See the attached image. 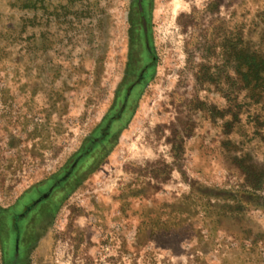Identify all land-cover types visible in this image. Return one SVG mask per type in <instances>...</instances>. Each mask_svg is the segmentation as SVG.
Here are the masks:
<instances>
[{
	"label": "rangeland",
	"instance_id": "rangeland-1",
	"mask_svg": "<svg viewBox=\"0 0 264 264\" xmlns=\"http://www.w3.org/2000/svg\"><path fill=\"white\" fill-rule=\"evenodd\" d=\"M238 50L264 0H0V264H264Z\"/></svg>",
	"mask_w": 264,
	"mask_h": 264
},
{
	"label": "trees",
	"instance_id": "trees-1",
	"mask_svg": "<svg viewBox=\"0 0 264 264\" xmlns=\"http://www.w3.org/2000/svg\"><path fill=\"white\" fill-rule=\"evenodd\" d=\"M238 43H242V39L237 38ZM235 55L236 69L244 82V87L251 91V88L264 86V53L246 54L237 51Z\"/></svg>",
	"mask_w": 264,
	"mask_h": 264
}]
</instances>
